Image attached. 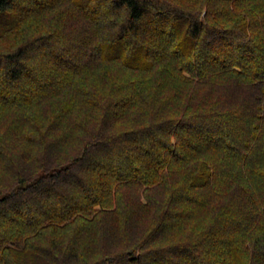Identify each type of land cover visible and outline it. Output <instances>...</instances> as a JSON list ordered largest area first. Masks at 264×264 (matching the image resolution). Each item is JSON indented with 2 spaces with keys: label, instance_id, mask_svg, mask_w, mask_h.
Masks as SVG:
<instances>
[{
  "label": "trees",
  "instance_id": "16d2710c",
  "mask_svg": "<svg viewBox=\"0 0 264 264\" xmlns=\"http://www.w3.org/2000/svg\"><path fill=\"white\" fill-rule=\"evenodd\" d=\"M0 264H264V0H0Z\"/></svg>",
  "mask_w": 264,
  "mask_h": 264
}]
</instances>
